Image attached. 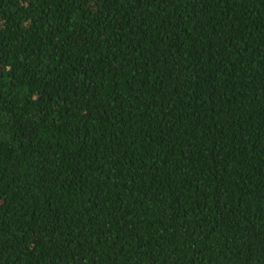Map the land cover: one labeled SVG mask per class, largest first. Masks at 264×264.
<instances>
[{"label":"trees","instance_id":"trees-1","mask_svg":"<svg viewBox=\"0 0 264 264\" xmlns=\"http://www.w3.org/2000/svg\"><path fill=\"white\" fill-rule=\"evenodd\" d=\"M0 264H264V0H0Z\"/></svg>","mask_w":264,"mask_h":264}]
</instances>
